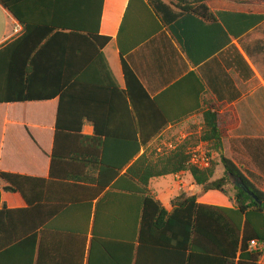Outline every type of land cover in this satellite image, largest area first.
I'll return each mask as SVG.
<instances>
[{
  "label": "crops",
  "instance_id": "crops-1",
  "mask_svg": "<svg viewBox=\"0 0 264 264\" xmlns=\"http://www.w3.org/2000/svg\"><path fill=\"white\" fill-rule=\"evenodd\" d=\"M99 1L74 0L67 23L94 29ZM207 5L215 21L182 15L164 25L153 21L138 0H104L100 35L111 41L103 54L119 88L126 89L121 50L129 49L126 60L151 99L160 98L168 118L181 117L109 184L99 164L98 139L104 138L96 135L130 138L109 146V158L121 164L128 151L137 150L139 123L123 97L111 98V89L102 90L95 75L83 81L76 76L68 86L82 89L80 97L78 90L73 93V103L81 102L82 114L99 121L95 124L85 116L81 132L97 141L85 143L61 134L56 146L58 99L0 104V173L44 180L27 189L30 205L20 194L4 191L7 184L0 180L2 204L17 211L0 217V264H124V240H135L138 246L141 205L139 177L128 171L145 152L159 156L178 149L196 125L201 137L210 104L219 108L218 125L226 133L223 154L264 191V0H211ZM0 8L5 18L1 47L22 36L24 28ZM161 25L160 32L142 42ZM75 40L77 47H84V39ZM79 56L68 54L71 73L91 70V63L80 68ZM199 147L206 145L200 142ZM217 171L224 173L221 166ZM148 189L168 213L182 193L196 196L200 204L234 207L229 196L209 198L188 172L153 179ZM155 251L143 253L141 264H172L168 255Z\"/></svg>",
  "mask_w": 264,
  "mask_h": 264
},
{
  "label": "trees",
  "instance_id": "trees-1",
  "mask_svg": "<svg viewBox=\"0 0 264 264\" xmlns=\"http://www.w3.org/2000/svg\"><path fill=\"white\" fill-rule=\"evenodd\" d=\"M209 1L193 0L189 3L187 0H138L140 6L153 16V21L164 25L167 20H175L182 15H196L207 21H215V14L207 5ZM103 3L104 0L99 1L96 27L89 29L77 23H67V17L76 6L74 0H0V5L24 28L22 36L0 47V104L58 99L56 146L61 134H68L85 143L94 141L96 138L81 134L82 126L85 116L95 124L99 121L90 119L88 113L82 114L81 102L73 103V93L78 90L80 97L82 89H75L68 86V83L76 76H79L78 81H83L89 75H95L94 79L104 85L102 90L111 89V98L116 95L123 97L128 112L133 115L135 113L139 123L137 150L132 153L128 151L121 164L111 161L109 146L115 140L129 142L130 138L96 135L104 138L103 141L98 139L101 144L99 164L105 167L109 184L141 153L142 148L158 138V134L170 124L179 122L181 117L168 118L159 102L160 98L151 99L126 60L129 49L121 50L126 89L119 88L103 54L104 48L111 41L110 37L100 35ZM162 29L161 25L150 30L142 42ZM77 37L84 39V47L79 40L80 46L77 47ZM85 41L89 42V46H86ZM73 51L80 55V68L91 63V70L83 74L67 70L68 54ZM202 92L200 88V94ZM130 105L132 110L129 109ZM208 106L204 112V130L200 142L206 145L210 157L209 167L192 164V155L186 147L180 146L173 152L161 153L159 156L145 152L128 171V175L137 173L139 177L141 205L138 246L135 240L132 243H125L124 240L128 247L124 248V264H134V261L135 264H141L143 253H157L155 250L168 255L172 264H193L197 260L198 264H259L262 260L263 249H251L250 244L256 241L264 245V191L258 189L233 161L221 153L226 133L218 125L219 108L213 104ZM77 114H80L79 118H72ZM133 138L136 142V137ZM213 152L218 153V161L212 157ZM219 166L223 168V176L214 179ZM182 172L190 173L195 184L205 193L218 191L225 194L226 188L233 184L235 194L230 197V202L234 207L200 204L196 196L182 193L173 201V212L168 213L151 195L148 189L150 181ZM0 180L7 184L4 191L20 194L28 205L31 202L27 189L33 182H44L42 179L8 173H0ZM238 185L248 188L260 203ZM16 212L7 210L2 204L0 188V217H10Z\"/></svg>",
  "mask_w": 264,
  "mask_h": 264
},
{
  "label": "rangeland",
  "instance_id": "rangeland-1",
  "mask_svg": "<svg viewBox=\"0 0 264 264\" xmlns=\"http://www.w3.org/2000/svg\"><path fill=\"white\" fill-rule=\"evenodd\" d=\"M175 1H179V0H175ZM187 1H189V3H192L193 2V0H187ZM3 28H5V18H4V14H2V12H0V32L3 30ZM192 132H193L192 135H188L185 138V140H183V139L181 140V142H183L181 144V146L186 147L187 152L190 153V154L191 153H194V151L198 149V146H199V143H200V140H201V137L198 135V125H196L194 127V129H192ZM212 157L214 158L215 161H218L219 160V155L216 152H213ZM222 176H223V174H221V173L220 174H217L216 173L215 176H214V179L220 178ZM234 194H235V191H234V188H233V184L229 185L226 188V193L225 194H223L221 192H218V191H212V192L206 193V195L209 198H211V199H217V200H222V199L224 200V198L226 196L233 197ZM262 249L264 251V245L262 246ZM259 264H264V256H263V258H262V260L260 261Z\"/></svg>",
  "mask_w": 264,
  "mask_h": 264
},
{
  "label": "built area",
  "instance_id": "built-area-1",
  "mask_svg": "<svg viewBox=\"0 0 264 264\" xmlns=\"http://www.w3.org/2000/svg\"><path fill=\"white\" fill-rule=\"evenodd\" d=\"M191 155H192L191 158L192 164H195L202 168L209 167L210 157L208 155L206 148L199 147L197 150L194 151V153H191ZM262 246H263L262 244L256 241H252L250 244L251 249L262 248Z\"/></svg>",
  "mask_w": 264,
  "mask_h": 264
},
{
  "label": "water",
  "instance_id": "water-1",
  "mask_svg": "<svg viewBox=\"0 0 264 264\" xmlns=\"http://www.w3.org/2000/svg\"><path fill=\"white\" fill-rule=\"evenodd\" d=\"M221 153L223 154V151L222 150H221ZM238 187H241L248 195H250L251 197H253L255 201H258L257 197L248 188H246L245 186H242V185H238Z\"/></svg>",
  "mask_w": 264,
  "mask_h": 264
}]
</instances>
